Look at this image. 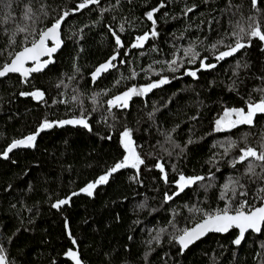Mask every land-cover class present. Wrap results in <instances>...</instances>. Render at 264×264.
<instances>
[{"label":"trees","instance_id":"trees-1","mask_svg":"<svg viewBox=\"0 0 264 264\" xmlns=\"http://www.w3.org/2000/svg\"><path fill=\"white\" fill-rule=\"evenodd\" d=\"M82 2H0V69L57 20L64 41L44 73L0 80V248L8 264H75L69 250L81 264H264V230L239 248L237 231L211 235L184 255L177 244L206 213L264 203V162L235 163L241 149L264 152V116L216 130L225 110L247 112L264 99V41L247 35L256 24L264 31V0L255 8L252 0H98L78 9ZM238 38L246 46L218 59ZM162 79L126 107L109 104ZM35 91L43 98L22 95ZM80 118L88 127L59 124ZM45 121L52 127L40 131ZM126 130L143 163L113 172L91 195L81 191L128 155ZM38 131L32 148L3 157L14 140ZM181 175L204 179L179 191ZM230 179L239 181L235 195L224 188Z\"/></svg>","mask_w":264,"mask_h":264},{"label":"snow or ice","instance_id":"snow-or-ice-1","mask_svg":"<svg viewBox=\"0 0 264 264\" xmlns=\"http://www.w3.org/2000/svg\"><path fill=\"white\" fill-rule=\"evenodd\" d=\"M0 2H3V0H0ZM98 0H83L82 3L78 5V9H83L87 7L89 4L97 3ZM257 5V0H252V6L255 8ZM31 13L32 9L30 6H28L24 13V19H31ZM68 13L65 12L64 16H67ZM148 19H153V13L149 12ZM10 14L6 19H10ZM60 20H57V22L49 28L47 31H44L40 34V38L38 41L33 42L31 47H25L22 51L15 54L14 58L11 60V63L3 65V68L0 69V77H3L7 75L8 73H20L24 77H28L32 72H38L41 71L44 66H46L47 63L51 62L49 61H41V57L44 55L51 56L52 53H54L57 48L60 46V40L58 37V29L60 27ZM17 31H26V28L18 27ZM243 31V29L241 30ZM152 35L155 36V31L152 32ZM251 38H258L260 41H264V31L261 30V27L259 24H256L255 27L251 28V31L247 33ZM51 38L54 41L55 46L54 47H47L46 41ZM148 39V34H145L144 36L138 37L137 42L133 45V47H141L143 46V43ZM14 42V40H13ZM116 44L118 46L121 45V41L119 37H116ZM245 44L240 43V39H237V43L235 47L230 48L229 51L221 52L218 59H223L227 56L233 55L236 51H238L240 48L245 47ZM116 56H112L111 59L104 65H101L100 68H97L96 72L93 74V79L99 73L103 70H107L109 67H112V60H115ZM28 62H33V66L31 68L25 67V65ZM206 67H214V65H207ZM192 76H195L196 73L192 72L190 73ZM168 81L166 79L160 80L158 83H152L144 88H141L137 90L136 88H132L129 90V92H126L123 94V96H117L113 101H109V104H114L118 101H124L123 105L124 107L127 106V98L130 97L132 94L140 95L144 94L148 91H150L153 88L159 87L161 84L167 83ZM22 95H31L36 99H42L43 93L40 91H35L32 93H22ZM257 112L264 113V99H261L259 103L248 104V111L245 112L244 109H230L225 110L224 116L221 117L216 121V130L221 131L226 128H232L236 127L239 124H248L252 125L253 123V117ZM235 116V119H232V117ZM60 125L64 124H81L84 127H88V124L85 119H73V120H66V121H60ZM52 127V124L45 121L41 127L40 131H43L45 128ZM39 135V131L33 135H29L21 140H14L8 148L2 153L4 158L8 157V153H10L13 149L17 147H31L34 145V141L36 140V136ZM122 143L124 144L125 149L128 151V155L124 157V160L120 163H117L106 175H103L98 178V180L94 183H90L87 185L86 188L82 189L81 191L86 192L88 195H91V189L95 188L97 184H103L108 181L109 176L116 172L118 169L131 166L133 168H138L140 164L143 163V160L140 159V157L135 153L134 148L132 147V141H131V134L130 131H125L122 134ZM241 155L239 156L238 160L235 161V163H242L245 160H249V158H253L256 161L264 162V152H257L252 147H247L245 149H241ZM235 166V164H233ZM163 171L162 165H157ZM247 173L251 175H256L254 165L249 162L247 167ZM204 177H184L183 175L180 176L179 179V187L182 191L184 187L189 186L196 181L203 180ZM239 184V181L230 179L228 184H225L224 188L227 191H231L233 195L236 193V186ZM242 187V185H240ZM261 191H264V189H261ZM75 195V193H74ZM241 195H244V193H241ZM222 199L225 198L224 195L221 197ZM171 199V197H169ZM67 203V200L59 201L56 205H53L54 207H59L61 204ZM247 206V202H241L239 206L235 209H232L230 206H226L222 210H218L214 214H205V219L202 223L197 224L193 229H186L184 230L183 235H181L178 238V242L184 247L187 248L188 245L194 240L199 239L200 236L206 234L208 231H216V232H227L230 228L236 227L239 229V237L234 241L236 245H239L241 243V240L244 238V234L248 230H252L254 232H260L262 229H264V206L260 207H249L246 211L245 208ZM69 236L71 234L69 233ZM73 243L75 244V240H73ZM3 248H0V264H6V258L2 254ZM69 257H71L73 260H75V264H81V261L78 258V254L72 250H69L67 253Z\"/></svg>","mask_w":264,"mask_h":264},{"label":"water","instance_id":"water-1","mask_svg":"<svg viewBox=\"0 0 264 264\" xmlns=\"http://www.w3.org/2000/svg\"><path fill=\"white\" fill-rule=\"evenodd\" d=\"M50 28H51V27H50ZM48 29H49V28H48ZM48 29H47V30H48ZM47 30H46V31H47ZM58 37H59V40H60V46L57 48V50H56L54 53H52L50 57H49L48 55H44V56H42V57L40 58L41 61H49V60L51 61V62L47 63L46 66H44V67L42 68L41 71H38V72H32L28 77H24V76L21 75L20 73H8L7 75H5V76H3V77H0V80H4V79L8 78L9 76H20V77L23 78L24 80H30L31 77H32V75L42 74V73H44L46 70H48V69L50 68V66H51V65L53 64V62H54V58H55V56H57V55L62 51V49H63V47H64V41H63V38H62V26H61V25H60V27H59V29H58ZM46 44H47V47H54V46H55L54 41H53L51 38H49V39L46 41ZM30 47H31V46H30ZM32 66H33V62H28V63L25 65V67H28V68H31ZM104 71H105V70L101 71V72L99 73V75H97V76L95 77V79H93L95 83L97 82L98 77H101V76L103 75ZM92 78H93V76H92ZM255 115H258V116H264V113L257 112ZM233 128H234V127H232V128H226V129H224V132H230V131L233 130ZM22 148H32V146H31V147H22ZM133 148H134V147H133ZM134 150H135V153L138 155V152L136 151L135 148H134ZM123 168H131V166H127V167H123ZM261 206H264V203H263ZM259 207H260V206H259ZM202 222H203V221H201L200 223H202ZM200 223H198V224H200ZM196 225H197V224H196ZM196 225H195V226H196ZM195 226H194V227H195ZM194 227H193V228H194ZM193 228H191V229H193ZM263 230H264V229H262L260 232H254V231H252V230H248V231H246L245 234H244V238L241 240V243H240L239 245H236V244L234 243V246H235L236 248L241 247V246L246 242V239H247V237H248L249 235L253 234V235H255V236H260V235H262ZM233 231H237V233H238L237 238H238V237H239V229L236 228V227H232V228H230L227 232L208 231L206 234L200 236L199 239H196V240H194V242L190 243V244L188 245L187 248H184V247L178 242V239H177V244H178V245L180 246V248H181V253H182V255H184L186 252H188V250H190V249H191L192 247H194L196 244H198L199 242H201V241L207 239V238H208L209 236H211V235L226 236V235L230 234V233L233 232ZM237 238H236V239H237ZM236 239H235V240H236ZM2 254H3V253H2ZM3 255H4V254H3ZM4 256H5V255H4ZM5 258H6V257H5ZM6 264H8V260H7V258H6Z\"/></svg>","mask_w":264,"mask_h":264},{"label":"rangeland","instance_id":"rangeland-1","mask_svg":"<svg viewBox=\"0 0 264 264\" xmlns=\"http://www.w3.org/2000/svg\"><path fill=\"white\" fill-rule=\"evenodd\" d=\"M241 49V48H240ZM239 49V50H240ZM238 50V51H239ZM238 51H236L233 55H235ZM233 55H231V56H233ZM227 57H230V56H227ZM227 57H225V58H227ZM206 67V66H205ZM136 94H132V95H130V97L129 98H127V106L129 105V102L131 101V99L135 96ZM36 99V98H35ZM123 103H124V101H118V102H116V105L118 106V107H124V106H122L123 105ZM223 116H224V114H223ZM222 116V117H223ZM236 117L235 116H233L232 117V119H235ZM240 125V124H239ZM238 126V125H237ZM240 126H242V125H240ZM239 126V127H240ZM223 130H221L220 132H222ZM131 141H132V147H134L135 149H136V146L134 145V142H133V140H132V138H131ZM128 152V151H127ZM197 182V181H196ZM195 183H193V184H191V185H189V186H192V185H194ZM97 186V185H96ZM189 186H186V187H189ZM186 187H184L183 189H185ZM96 188V187H95ZM95 188H93V189H91V192L95 189ZM178 188H179V191H181L180 190V187H179V184H178Z\"/></svg>","mask_w":264,"mask_h":264},{"label":"flooded vegetation","instance_id":"flooded-vegetation-1","mask_svg":"<svg viewBox=\"0 0 264 264\" xmlns=\"http://www.w3.org/2000/svg\"><path fill=\"white\" fill-rule=\"evenodd\" d=\"M259 117H261V116H258V115H255L254 117H253V123L259 118ZM252 123V124H253ZM240 125H244V124H240ZM240 125H238V126H236V127H234L233 129H235V128H237V127H239ZM222 132H224V130L222 131Z\"/></svg>","mask_w":264,"mask_h":264}]
</instances>
